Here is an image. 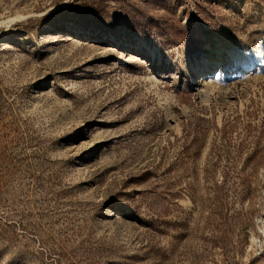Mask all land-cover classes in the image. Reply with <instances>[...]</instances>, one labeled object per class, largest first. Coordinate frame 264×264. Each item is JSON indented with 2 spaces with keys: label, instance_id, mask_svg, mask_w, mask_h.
<instances>
[{
  "label": "rangeland",
  "instance_id": "1",
  "mask_svg": "<svg viewBox=\"0 0 264 264\" xmlns=\"http://www.w3.org/2000/svg\"><path fill=\"white\" fill-rule=\"evenodd\" d=\"M4 20L0 264H264V0H0Z\"/></svg>",
  "mask_w": 264,
  "mask_h": 264
},
{
  "label": "bare ground",
  "instance_id": "2",
  "mask_svg": "<svg viewBox=\"0 0 264 264\" xmlns=\"http://www.w3.org/2000/svg\"><path fill=\"white\" fill-rule=\"evenodd\" d=\"M1 22L3 23V22H5V20L4 21H0V23ZM206 42L207 43H211V42H213V40L209 39V38H206ZM220 42L221 41L217 39V41H216L217 46L220 45ZM217 56H219V58H221V60L225 59V57L222 56V55H213L212 59L214 60ZM233 58H234V61H235L236 65L242 64L243 66H245V68L254 66V60H252V59L245 60L243 55H241L240 58H238L237 56H235V54H233ZM221 72H222L221 70L220 71L218 70V71H215V72H207V73H205L203 76H201L199 78V80L201 81V85L207 87V86H211V85L215 84L216 81H217V78H219L221 76Z\"/></svg>",
  "mask_w": 264,
  "mask_h": 264
}]
</instances>
